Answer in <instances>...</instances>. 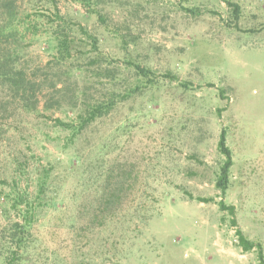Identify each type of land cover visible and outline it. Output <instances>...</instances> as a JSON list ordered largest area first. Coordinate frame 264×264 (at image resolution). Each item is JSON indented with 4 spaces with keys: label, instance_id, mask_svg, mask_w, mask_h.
<instances>
[{
    "label": "rangeland",
    "instance_id": "374dc122",
    "mask_svg": "<svg viewBox=\"0 0 264 264\" xmlns=\"http://www.w3.org/2000/svg\"><path fill=\"white\" fill-rule=\"evenodd\" d=\"M260 249L264 0H0V264Z\"/></svg>",
    "mask_w": 264,
    "mask_h": 264
},
{
    "label": "trees",
    "instance_id": "16d2710c",
    "mask_svg": "<svg viewBox=\"0 0 264 264\" xmlns=\"http://www.w3.org/2000/svg\"><path fill=\"white\" fill-rule=\"evenodd\" d=\"M138 72L142 75V76H148L149 71L146 70L144 67L138 66L137 67ZM95 110H99L98 108H96ZM97 113H93L91 116V120H95V118H97L98 116H102L99 115L101 114V110L96 111ZM219 148L221 150V152L225 155L226 157V163L222 169V175L221 178L218 182V187L221 188L223 191H225L227 189L228 186V174H229V170L232 166V155H231V150L227 147L226 144V133L225 131L222 132L221 137H220V141H219ZM224 206V203L223 205ZM232 211H234V208L232 209ZM239 244L241 246H248L247 250H250L252 248H254V244L249 243L248 241H246V239L243 237V235L239 232ZM259 260L261 264H264V255L262 252V249H260V253H259Z\"/></svg>",
    "mask_w": 264,
    "mask_h": 264
}]
</instances>
